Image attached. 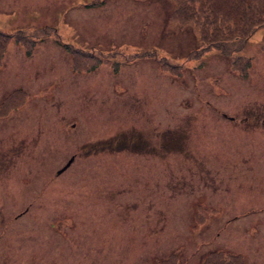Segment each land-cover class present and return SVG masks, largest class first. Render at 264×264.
I'll list each match as a JSON object with an SVG mask.
<instances>
[{"label":"rangeland","instance_id":"1","mask_svg":"<svg viewBox=\"0 0 264 264\" xmlns=\"http://www.w3.org/2000/svg\"><path fill=\"white\" fill-rule=\"evenodd\" d=\"M93 1L0 0V107L20 87L33 103L0 121V264H264V28L243 79L174 0ZM49 28L31 54L15 36ZM58 34L100 70L75 76Z\"/></svg>","mask_w":264,"mask_h":264},{"label":"trees","instance_id":"2","mask_svg":"<svg viewBox=\"0 0 264 264\" xmlns=\"http://www.w3.org/2000/svg\"><path fill=\"white\" fill-rule=\"evenodd\" d=\"M177 13L174 21L192 23L203 34L201 44L207 49L222 52L233 51L230 56L243 50L248 39L264 28V0H174ZM9 38V37H7ZM7 46V39L0 34V60ZM233 261L234 256L225 255ZM229 257V258H228Z\"/></svg>","mask_w":264,"mask_h":264},{"label":"bare ground","instance_id":"3","mask_svg":"<svg viewBox=\"0 0 264 264\" xmlns=\"http://www.w3.org/2000/svg\"><path fill=\"white\" fill-rule=\"evenodd\" d=\"M94 1H97V0H94Z\"/></svg>","mask_w":264,"mask_h":264}]
</instances>
